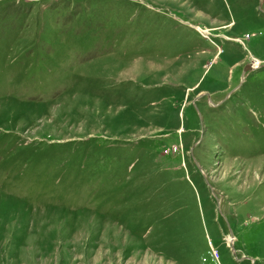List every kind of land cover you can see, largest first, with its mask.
Returning <instances> with one entry per match:
<instances>
[{"label":"rangeland","instance_id":"obj_1","mask_svg":"<svg viewBox=\"0 0 264 264\" xmlns=\"http://www.w3.org/2000/svg\"><path fill=\"white\" fill-rule=\"evenodd\" d=\"M0 264H264V0H0Z\"/></svg>","mask_w":264,"mask_h":264},{"label":"water","instance_id":"obj_2","mask_svg":"<svg viewBox=\"0 0 264 264\" xmlns=\"http://www.w3.org/2000/svg\"><path fill=\"white\" fill-rule=\"evenodd\" d=\"M256 67H251V64H249V65H247V68L245 69V71L246 70H252V69H255ZM258 68V67H257ZM229 234H230V239H231V241H230V243H231V250L233 251V254H235V251H234V247H233V243H232V241H233V234H232V231L230 230V228H229Z\"/></svg>","mask_w":264,"mask_h":264},{"label":"bare ground","instance_id":"obj_3","mask_svg":"<svg viewBox=\"0 0 264 264\" xmlns=\"http://www.w3.org/2000/svg\"><path fill=\"white\" fill-rule=\"evenodd\" d=\"M231 241V240H230ZM233 241H234V237H233Z\"/></svg>","mask_w":264,"mask_h":264}]
</instances>
